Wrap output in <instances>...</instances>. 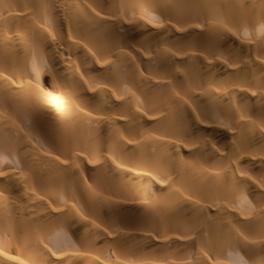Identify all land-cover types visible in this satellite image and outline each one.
Returning a JSON list of instances; mask_svg holds the SVG:
<instances>
[{
	"label": "bare ground",
	"instance_id": "obj_1",
	"mask_svg": "<svg viewBox=\"0 0 264 264\" xmlns=\"http://www.w3.org/2000/svg\"><path fill=\"white\" fill-rule=\"evenodd\" d=\"M0 264H264V0H0Z\"/></svg>",
	"mask_w": 264,
	"mask_h": 264
}]
</instances>
